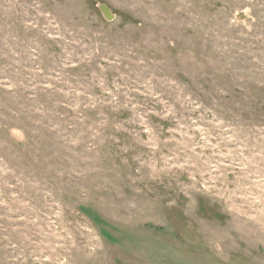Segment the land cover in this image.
<instances>
[{
  "label": "rangeland",
  "instance_id": "374dc122",
  "mask_svg": "<svg viewBox=\"0 0 264 264\" xmlns=\"http://www.w3.org/2000/svg\"><path fill=\"white\" fill-rule=\"evenodd\" d=\"M0 264H264V0H0Z\"/></svg>",
  "mask_w": 264,
  "mask_h": 264
}]
</instances>
